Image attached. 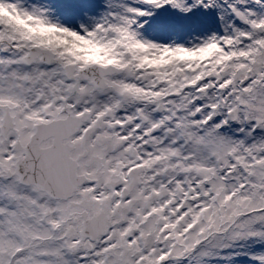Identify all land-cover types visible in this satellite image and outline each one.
<instances>
[{
	"label": "snow or ice",
	"instance_id": "snow-or-ice-1",
	"mask_svg": "<svg viewBox=\"0 0 264 264\" xmlns=\"http://www.w3.org/2000/svg\"><path fill=\"white\" fill-rule=\"evenodd\" d=\"M0 264H264V0H0Z\"/></svg>",
	"mask_w": 264,
	"mask_h": 264
}]
</instances>
